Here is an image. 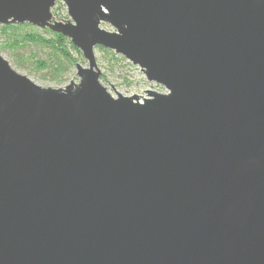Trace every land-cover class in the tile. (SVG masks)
<instances>
[{
  "label": "water",
  "instance_id": "obj_1",
  "mask_svg": "<svg viewBox=\"0 0 264 264\" xmlns=\"http://www.w3.org/2000/svg\"><path fill=\"white\" fill-rule=\"evenodd\" d=\"M9 24L86 65L43 87L0 54V264H264V0H0ZM96 48L167 93L113 96Z\"/></svg>",
  "mask_w": 264,
  "mask_h": 264
},
{
  "label": "rangeland",
  "instance_id": "obj_2",
  "mask_svg": "<svg viewBox=\"0 0 264 264\" xmlns=\"http://www.w3.org/2000/svg\"><path fill=\"white\" fill-rule=\"evenodd\" d=\"M62 3L64 9L61 7ZM58 8L59 15L56 19H68L67 8L61 1L55 6ZM1 26V25H0ZM102 27L108 31H114V28L107 24H102ZM7 36L0 31V54L7 59L12 67L19 73L27 75L31 80L43 87H65L71 80L78 81L76 77V66L69 70H62L57 73L49 69H38L35 62L38 59H47V55L34 46L21 45L18 49L12 50L5 46ZM95 54L102 75L101 82L108 88L113 96H117V92L123 95H140L147 96L146 91L152 90L160 93H167V90L147 80L145 74L140 70V67L133 65L125 59L122 64H119L115 70L110 71L105 63L104 53L100 48L95 49ZM86 65L85 63H83Z\"/></svg>",
  "mask_w": 264,
  "mask_h": 264
},
{
  "label": "trees",
  "instance_id": "obj_3",
  "mask_svg": "<svg viewBox=\"0 0 264 264\" xmlns=\"http://www.w3.org/2000/svg\"><path fill=\"white\" fill-rule=\"evenodd\" d=\"M64 9V5L60 3ZM53 14L59 15L58 8L53 9ZM0 31L7 36L5 46L12 50L21 45L34 46L47 55V59H38L35 64L38 69H49L57 75L59 71L69 70L78 63H85L80 50H78L69 38L55 33L50 29H39L30 24L0 26ZM104 53L105 63L110 71L116 69L125 58L113 51L100 48ZM101 78L105 79L104 75Z\"/></svg>",
  "mask_w": 264,
  "mask_h": 264
}]
</instances>
